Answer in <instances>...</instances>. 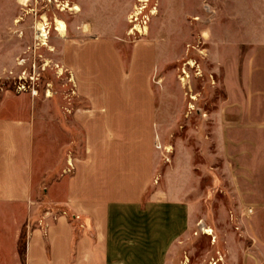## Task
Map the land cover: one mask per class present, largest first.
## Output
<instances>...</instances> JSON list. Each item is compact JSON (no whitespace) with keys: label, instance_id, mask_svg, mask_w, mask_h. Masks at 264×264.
I'll list each match as a JSON object with an SVG mask.
<instances>
[{"label":"crops","instance_id":"0c3cea01","mask_svg":"<svg viewBox=\"0 0 264 264\" xmlns=\"http://www.w3.org/2000/svg\"><path fill=\"white\" fill-rule=\"evenodd\" d=\"M240 5L248 9L234 20L257 26L238 32L245 61L217 69L223 101L240 109H201L204 93L172 77L180 54L167 42L100 30L58 45L80 103L68 113L79 146L54 134L46 163L32 97H0V264L21 263L22 235L24 264H169L202 211L203 177L212 186L218 171L234 177L251 211L239 239L226 232L225 252L231 264H264V64L248 56L249 39L264 54V0Z\"/></svg>","mask_w":264,"mask_h":264},{"label":"rangeland","instance_id":"374dc122","mask_svg":"<svg viewBox=\"0 0 264 264\" xmlns=\"http://www.w3.org/2000/svg\"><path fill=\"white\" fill-rule=\"evenodd\" d=\"M75 6L79 12L73 10ZM241 9L246 11L248 7L241 6L240 0H0V97L19 94L32 97L36 112L44 118L39 141L44 146L46 163L52 161L56 148L52 141L54 134L60 137L61 143L68 144V149L79 146L80 136L69 122L68 113L80 103L70 72L59 63L58 45L100 30L101 33H122L127 43L153 38L179 51V59L169 64L172 77L179 80L180 76L183 85L186 76L191 88H186L185 92L190 90L188 94H192L200 90L205 96L200 103L192 102V105L189 99L196 98L188 96L190 109H196V103L201 109L208 108L209 104L211 109H240V103L223 101L224 76L218 74L217 69L245 61V55L240 58L237 50L240 46L238 32L257 26L249 21L234 20ZM57 21L66 26L63 36L56 31ZM42 25L46 39L38 38ZM178 27L184 37L177 41L171 35ZM249 40L250 64H264V54L254 51ZM212 69H216L213 75L210 74ZM208 86L212 90H208ZM239 120L234 119L236 123H240ZM221 121L232 124L230 119H218V123ZM194 124H198L196 120ZM190 145L197 149L191 138ZM200 160L208 165L206 159ZM196 161L199 162L198 157ZM216 178L217 182L211 186L208 176L203 177L202 211L192 218L169 264H231L224 249L225 234L235 232L239 239L238 229H244L251 211L243 207L233 176L218 171ZM50 179L47 178L46 183ZM203 229H210L212 236L205 235ZM23 243L22 235L19 255L23 252ZM20 262L22 264V256Z\"/></svg>","mask_w":264,"mask_h":264},{"label":"bare ground","instance_id":"6f19581e","mask_svg":"<svg viewBox=\"0 0 264 264\" xmlns=\"http://www.w3.org/2000/svg\"><path fill=\"white\" fill-rule=\"evenodd\" d=\"M141 1L143 2L144 0H139V2H141ZM73 10H75V12H79L78 7H76V6L73 8ZM55 28H56V31L59 33L60 36H63L66 32V26L62 21H57ZM129 34H131V32H129ZM38 38L46 39L45 29H44L43 25L40 26V28L38 29ZM190 65H192V64L190 63ZM182 82H183V85L185 87L187 85L186 76H185V78H183ZM203 233L205 235L212 236L210 229H203Z\"/></svg>","mask_w":264,"mask_h":264},{"label":"trees","instance_id":"16d2710c","mask_svg":"<svg viewBox=\"0 0 264 264\" xmlns=\"http://www.w3.org/2000/svg\"><path fill=\"white\" fill-rule=\"evenodd\" d=\"M23 255H24V253L22 252V253L20 254V256H22V264H24V257H23Z\"/></svg>","mask_w":264,"mask_h":264},{"label":"built area","instance_id":"2783aa9c","mask_svg":"<svg viewBox=\"0 0 264 264\" xmlns=\"http://www.w3.org/2000/svg\"><path fill=\"white\" fill-rule=\"evenodd\" d=\"M135 17H137V16H134L133 18H135ZM133 18H132V19H133ZM134 21H137V18L134 19ZM133 28H135V27H133ZM131 31H132V30H131ZM131 31H130V32H131ZM19 90H21V89L19 88ZM166 152H167V150H166Z\"/></svg>","mask_w":264,"mask_h":264}]
</instances>
